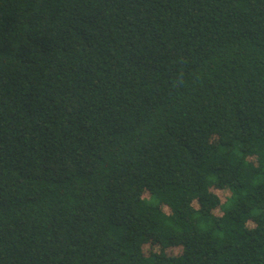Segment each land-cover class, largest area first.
Instances as JSON below:
<instances>
[{
  "label": "trees",
  "instance_id": "16d2710c",
  "mask_svg": "<svg viewBox=\"0 0 264 264\" xmlns=\"http://www.w3.org/2000/svg\"><path fill=\"white\" fill-rule=\"evenodd\" d=\"M0 264H264V0H0Z\"/></svg>",
  "mask_w": 264,
  "mask_h": 264
}]
</instances>
